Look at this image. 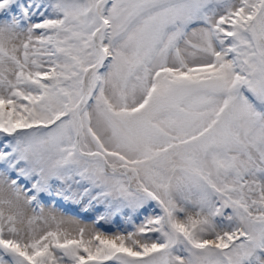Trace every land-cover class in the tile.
Listing matches in <instances>:
<instances>
[{
    "label": "snow or ice",
    "instance_id": "1",
    "mask_svg": "<svg viewBox=\"0 0 264 264\" xmlns=\"http://www.w3.org/2000/svg\"><path fill=\"white\" fill-rule=\"evenodd\" d=\"M0 264H264V0H0Z\"/></svg>",
    "mask_w": 264,
    "mask_h": 264
}]
</instances>
